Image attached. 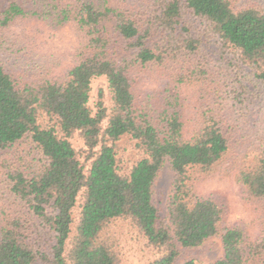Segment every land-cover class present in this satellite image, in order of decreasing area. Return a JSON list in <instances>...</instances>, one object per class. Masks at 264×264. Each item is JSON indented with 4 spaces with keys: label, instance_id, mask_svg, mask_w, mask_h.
<instances>
[{
    "label": "trees",
    "instance_id": "16d2710c",
    "mask_svg": "<svg viewBox=\"0 0 264 264\" xmlns=\"http://www.w3.org/2000/svg\"><path fill=\"white\" fill-rule=\"evenodd\" d=\"M23 21L35 29L16 30ZM66 28L73 47L52 50ZM0 53L19 63H0V264H121L119 222L157 256L149 264L213 237L224 257L212 264H264V137L225 170L246 218L200 190L230 156L229 103L264 99L258 1L12 0ZM100 78L110 99L93 96ZM24 144L33 159L6 158ZM167 163L169 223L154 201Z\"/></svg>",
    "mask_w": 264,
    "mask_h": 264
},
{
    "label": "rangeland",
    "instance_id": "374dc122",
    "mask_svg": "<svg viewBox=\"0 0 264 264\" xmlns=\"http://www.w3.org/2000/svg\"><path fill=\"white\" fill-rule=\"evenodd\" d=\"M12 0H1V10H4L8 3ZM264 6V0H256ZM18 2L30 9L32 0H18ZM16 30L25 29L33 31L35 24L33 22L23 21L20 23ZM115 22L112 21L108 24V31L110 34L114 32ZM199 30L204 28V24L199 22L196 24ZM74 38L71 31L66 28L59 33L54 39V48L52 50H67L71 46L73 47ZM0 63L5 64L10 71L16 72L19 69V63L16 58L0 53ZM99 88H103L110 99L108 90V84L105 78L96 80L93 84V96L97 97ZM228 109L226 110V118L228 125L234 127L232 130V150L227 163L223 167V170L215 173L209 180L201 185V191L203 193L217 192L226 196L230 200L231 213L230 218L232 220H240L247 217L246 212L243 209L241 195L235 182L229 177L226 169L230 166H235L242 162L246 155H252L254 150L259 147L258 138L264 137V99H257L254 101L242 104H235L230 102ZM110 105V103H109ZM73 144L77 149L83 147V142L79 138L73 140ZM31 148L24 144L20 145L16 150H12L9 156L6 158L13 159L16 163L18 158L33 159L34 156L29 152ZM174 182V173L171 170L169 163L166 164L164 169L159 173V176L155 183L154 188V201L160 210V214L166 223L170 197L172 195ZM112 231L120 244V257L121 264H149L157 256L150 252L146 246L141 242L135 232H133L129 226L124 223H116L112 226ZM180 256L177 259V264H184L187 261H196L201 264H212L224 257V249L222 241L218 237H213L207 240L202 246L198 248H183L179 246Z\"/></svg>",
    "mask_w": 264,
    "mask_h": 264
}]
</instances>
